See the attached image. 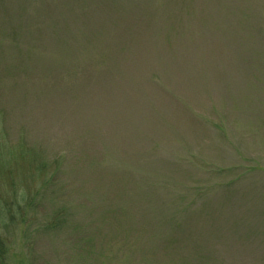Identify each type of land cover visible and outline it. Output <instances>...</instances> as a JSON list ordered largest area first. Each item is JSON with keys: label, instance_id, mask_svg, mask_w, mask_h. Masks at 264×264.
I'll list each match as a JSON object with an SVG mask.
<instances>
[{"label": "rangeland", "instance_id": "rangeland-1", "mask_svg": "<svg viewBox=\"0 0 264 264\" xmlns=\"http://www.w3.org/2000/svg\"><path fill=\"white\" fill-rule=\"evenodd\" d=\"M71 1L0 0V10L8 9V15L0 18V41L6 42L0 45L5 47L0 49V55L8 58L4 59L8 63L0 64V142L10 149L15 146L21 147L19 144L33 147L35 152L33 158L36 162L34 166L38 169L42 167L43 181L46 180L41 184L40 182L34 184L32 181L20 183L18 186L14 184V188L28 193V188L33 185V192L31 205L23 203L25 207L21 210L19 219L4 226L3 232L9 247V263L264 264V152L258 156L254 155L253 160L256 159L254 164L251 161L252 157L248 158L250 161L245 159L243 153L238 150L241 138L238 134L230 137L228 145L212 146L215 150L212 152L207 147L215 133L208 135L202 130L197 131L194 125L198 124L191 116L186 117L182 110L183 107L194 114L211 117L215 105L220 108L219 104L227 95L235 93L241 96L244 92V74L233 62L238 58L235 56L237 50L243 48L245 54L249 53L248 43L226 39L235 34L233 27H229L228 19L223 18L227 20L225 25L214 21L219 18L220 5L231 0H129L128 5L136 3L135 13L132 11L130 14H124L120 18L122 20L120 27H116L113 32L115 40L118 37L117 33L125 30V25L144 23L141 26L145 27V35L142 31L143 39L148 41V44H143L147 50L142 54L146 55L145 58L141 59L144 69H151L149 72L156 73L160 68L159 62H171L174 58L179 67L190 68L192 75H187V79L179 86H175L183 94L181 111L177 110L176 115L171 116L185 139L182 151L184 154L197 151L202 155V159L207 160L214 168L228 167L227 171L231 170V173L235 172L236 168L238 170V167L245 166L247 161L251 165L248 167L246 165L245 170L248 171V168L251 169L254 165L258 168L246 176H244L246 173H243L244 177L236 183L234 192L229 189L225 191L219 186V183L230 180V176L225 180L223 177H219L218 180L214 178L213 190L215 193L219 191V195L217 201L211 205V211L217 222L211 224L206 222L205 225L199 223L196 231H193L192 223L179 231L174 230L176 220H180L178 210L182 209H177L176 204L174 207L172 200L180 198L157 200L154 197H145V201H141V198L133 194L131 186L127 190L123 183L116 182L115 188L111 189L116 175L102 179L92 169L82 167L78 169L83 161H89L91 157L97 155L101 156L102 152L109 150L121 158L122 164L119 163V170H122L121 179L127 178V174L130 173L141 175L145 173L141 165L144 155L145 158H149L150 153L157 150L155 144L159 139H147L152 142L150 146L154 145L149 152L144 149L138 151L137 147H141L143 141L137 146L140 139L133 138L136 137V131L130 122L111 123L108 120L107 124L103 123L107 109L103 102L105 100L102 99L105 87L103 78L109 77L108 75L87 77L77 87H70L69 81L75 77L71 70L59 74L56 73L58 71L56 67L48 68L43 65L42 71L50 70L43 78L39 67L36 66L34 69V65L28 61L30 56L45 55L47 58L59 53L58 45L65 42L58 38L53 42L50 31L52 26L58 29L60 26H66L65 17H71L69 10ZM256 1L264 3V0ZM174 5L196 7L203 15L215 8L214 18L212 16L210 19L200 21L202 28L211 33L208 38L205 35L201 36L206 41L193 36L189 31L185 32L180 27L174 26L175 32L174 30L169 32L168 28L173 26L166 28L164 14ZM110 9L113 11L107 14L106 10L97 17L98 20H112L110 15L116 10ZM139 12L141 14L135 16ZM235 12L234 8L231 13ZM142 13L148 18L141 17ZM114 18L116 15H113V20ZM259 21L264 24V17ZM39 25L46 36H38L36 28ZM99 25L104 26L102 22ZM252 25H256L257 31L256 42H253V48H250L254 55L264 52V36L259 23L253 22ZM105 33L103 30L88 32L84 39L76 37V42L72 43L91 47L90 52L85 55L94 56L100 54L103 46H109L110 42L103 36ZM170 33L175 34L179 40H175L177 47L175 52L167 44L174 40ZM60 37L71 43V36L60 34ZM130 39L135 41L136 37L132 34L126 38ZM127 42L129 41L119 43V46H128ZM30 46H36L35 54L28 50ZM47 46H54L48 55L45 49ZM220 47L226 50V54ZM7 64L8 68L5 66ZM199 65L210 74L207 81L199 77L197 70ZM253 72L251 77L255 78L254 80L258 78L264 80L263 72ZM203 84H206L205 89L201 86ZM261 87L264 91V84ZM222 96L224 98L221 100ZM80 100H84L83 104L78 102ZM228 102L229 105L233 103L231 100ZM169 105L177 109L174 103ZM218 123L219 126L223 124L220 121ZM212 131L215 132L213 127ZM149 137L152 138V135ZM179 142L177 140L176 143ZM217 147L223 149L222 155L220 154L222 150L218 151ZM168 148L173 156L178 151L171 145ZM188 148L190 151H187ZM60 153L68 155L67 165L72 168L75 165L74 172L71 177L68 174V180L64 184L46 188L47 178L50 177L49 165L58 160ZM171 169H175V166L173 168L169 166L164 171ZM172 170L169 172L170 176L175 173ZM148 172L147 174L152 173ZM176 173H178L175 176L176 186L182 184L177 187L178 189L190 184L192 178L187 173L183 176L179 174L184 172ZM4 176L0 177V185H4L3 195L12 196L8 187L11 181L7 183V175ZM132 183L134 184L133 181ZM188 198L191 199L190 196ZM244 199L251 207L243 202ZM241 203L244 204L239 208ZM208 215L207 210L201 217V222H205ZM55 219L62 224L53 229L47 227Z\"/></svg>", "mask_w": 264, "mask_h": 264}, {"label": "trees", "instance_id": "trees-1", "mask_svg": "<svg viewBox=\"0 0 264 264\" xmlns=\"http://www.w3.org/2000/svg\"><path fill=\"white\" fill-rule=\"evenodd\" d=\"M128 2L130 1L72 0L69 6L71 17H65L66 26H60L59 29L52 26L50 31V38H52L53 42H56L57 38L65 42V44L58 45L57 49L59 53L47 56V58L45 55L36 57L30 56L28 61L34 65V69L37 66L41 70L43 65L48 68L56 67L55 69L58 70L56 73L59 74L71 70V74L75 77H72L69 81L70 87H77L85 81L87 77L97 78L105 74L109 76L103 78L105 87L103 88L102 99L105 100L103 102L107 107L105 111L106 117L103 119V123L107 124L108 120L111 123L130 122L133 129L136 131V137L134 136L133 138L136 140L140 139L137 142V146L143 141V145L137 147V150L140 151L144 149L149 152L154 145L152 144L150 146L152 142L150 143L147 139H159L155 144L157 150H155L154 153H150L151 156L149 158H145L144 155L141 165L143 172L146 174L134 175V173H130L127 174V178L121 179L120 174L122 170H119V163L122 164L121 158L117 157L115 152H110L109 150L105 153L102 152L101 156L97 155L96 157H91L89 161H83L81 166H78V169H81V167L88 168L87 170L92 169V171L94 170L96 175L102 179H108V177L110 178L116 175L114 177L115 181L111 184V189L115 188L114 185L116 182L123 183L127 190L131 186V191H133V194H135L137 198H141V201H145V197H154V199L157 200L159 198H180L172 200V202H174V207L176 204L177 209H182L178 210V218L180 220H176L174 230L179 231L187 224L192 223L193 231H196L199 223H204L205 225L206 222L209 224L217 222L213 211H211V205L217 201V196L219 195V191L215 193V190H213L215 189V184L213 182L214 178L218 180L219 177H223L225 180L230 176V180L219 183V186L225 191L229 189V191L234 192L233 189H235L236 183L239 182L242 177L252 171L258 170L255 165L251 166V169L248 168V171L245 170L246 165V167L251 165L248 162L250 161L248 158L252 157L251 161L254 164L256 161V159L253 160L254 155L258 156L260 153L264 152V91L261 87L264 84V80L261 78L254 80L255 78L251 77V75L254 74L253 71L264 73V70L261 72V70L264 69V52L255 53L253 55V51L250 49L253 48L252 43L256 42L257 31H255L256 25H252L253 22L259 23L264 33V24L259 21L261 17H264V3L262 1L257 3L256 0L225 1L224 4L220 5V11L218 12L219 18L214 20L217 24L221 22L223 25H225L227 21L223 20V18L229 20V27H233L235 34L231 38L226 39L240 40L248 43L247 50L249 53L247 54L246 52L245 54L242 50L243 48L237 50L235 56L238 58L233 62L242 70L245 77V89L241 96H237L235 93L227 95L224 101L219 104L221 105L220 108L217 104L215 105L213 116L211 117L194 114L182 107L185 116H191L194 122L198 124L194 125L197 131L202 130V132H207L208 135H211V133L213 135L215 133V137L213 139L210 138L212 142L209 143L207 147V149L212 152L215 151L212 146L216 147L221 145L222 147L228 145L230 144L231 136L233 137L235 134L241 136L238 143V150L243 153L242 155L245 156V159H248V161L245 166H241L243 168L238 167V170L236 168L235 172L231 173V170L227 171V169H229L228 167L214 168L207 160H203L202 155L195 150V153L197 152L196 154H184V152H182L184 151L185 139L182 137L180 128L175 125L176 123L173 122L171 116H175L177 110L181 111V101H183L181 98L183 94L180 92L179 88H175V86H179L183 80L187 79V75H192L190 68L179 67L174 58L171 62H159L160 68L156 73L149 72L151 69H144L141 59L145 58L146 55L142 54L147 52V50L143 47V44H148V41L145 38L143 39L145 27L141 26L144 25V23L137 22L131 26L125 25V30L117 33V39L113 40L115 28H119L122 23L120 18L124 14H130L135 10L136 3L135 5H128ZM110 8L116 10L113 14L116 15V18L113 20V15H110L112 20H98L99 18L97 17L106 10L107 14L112 12L113 10ZM234 8L236 9L235 14L231 13ZM214 9H211L212 12L203 15L201 10L196 7L174 5V7L168 8V12L164 14L166 28L172 25L173 27L168 28L169 32L176 29L175 27H180L185 32H191L193 36L201 37L205 35L206 38H208L211 33H208L206 29L202 28L200 21L201 19H210L212 16L214 18ZM3 11L0 10V18H4L8 15V9ZM140 14L141 12L135 14V16H139ZM141 17L147 16L142 13ZM47 21L49 20L47 19ZM97 22L98 24H96ZM100 22H102L104 26L101 27L99 25ZM40 27L39 25V27L36 28L37 33H39L38 36H46L47 34L43 32ZM99 30H103V33L108 31L103 36L110 42L108 43L109 46H103L100 54L91 55L89 57V55H85V53H89L91 47L72 43L76 40V37L84 39L88 32L92 33L93 31L97 32ZM263 33L262 35L264 36ZM60 34L62 36H71V43L61 38ZM132 34L136 37V40H126V38ZM4 36H6V34H4ZM13 36L18 37V35ZM103 36L101 38H103ZM172 38L174 40H170V44H167L168 47L175 52L174 50H177L175 42L178 38L175 34H172ZM202 40L206 41L204 38H202ZM124 41H129L126 43L128 46H119V43H123ZM5 43L6 42L0 41V45ZM86 43H88V41H86ZM173 46L175 47L173 48ZM53 47L54 46H47L45 48L47 49V55L53 50ZM4 48V45L0 46V49ZM36 49V46H30L28 48V50L30 52L33 51V53ZM220 49L226 54V50L223 47H220ZM229 51L232 52L230 48ZM138 52L139 54H137ZM4 59L8 58L0 55V64L8 63V61ZM5 66L7 67L8 64ZM197 70L200 78L205 81L209 79L210 74L206 73L201 65H199V68L197 67ZM47 73H50V70H44L40 75L44 78ZM201 86L204 89L206 88V84ZM201 86H199L200 89H202ZM223 98L222 96L221 100ZM228 100H231L233 103L229 105ZM83 101L84 100H80L78 102L83 104ZM169 103H174L177 109L170 106ZM219 121L223 122L220 126L218 123ZM212 127L215 129V132L212 131ZM150 135H152V138L149 137ZM154 136L155 138H153ZM177 140L180 142L176 143ZM169 145L174 146V149L178 150L176 154L174 153V156L168 148ZM19 146L21 147L17 148L15 146L13 149H10L6 148L3 142H0V177H5L4 174L7 175L6 182L9 183V181H11L8 187L12 194V196L9 195L5 197L2 191L4 185H0V264H10L8 257V241L3 232L4 226L19 219L20 212L25 207L22 205L23 203L30 206L32 202L31 195L33 192V185L28 188V193L27 191L25 192V190L14 188V184L18 186L20 183L23 184L29 181L35 182L34 184L39 182L41 184L46 181H43L42 167L38 169L34 166V163H36L33 158V153H35L34 148L29 145H27V147L23 144H19ZM221 147H217V150H222L220 152L222 155L223 149ZM188 150L190 151V148H188L187 151ZM58 155V160H55L54 163L49 165L48 171H50L49 173L47 171V173L50 177L47 178L48 184L45 185L46 188L64 184L68 180V174H70L69 176L71 177L74 172L75 165L73 168L67 165L69 163V161H67L68 155L61 153ZM169 166L171 168L175 166V169H171L175 172L172 176L169 175L171 170L164 171ZM148 171H152V173L147 174ZM176 171L184 172L183 174H179L181 176L187 173L192 178L190 184L187 183L188 186L183 189L177 188L182 184L176 186L177 182L175 176L178 174ZM240 171L243 172L241 173ZM243 173L246 174L243 176ZM172 183H174V185H172ZM37 189H39V187H37ZM13 193H15V197H13ZM188 196H190L191 199H189ZM245 201L246 199H244L243 202L246 203L248 207H251V204ZM244 203H241L239 208H242ZM232 208L233 207H231V209ZM207 210L209 211L208 218L205 222H201V217L204 216ZM182 214H184V216ZM60 224H62L61 221H56L55 219V221L52 220L47 227L53 229L54 227H59ZM212 226L214 227L215 225ZM215 229L216 227L213 233H215Z\"/></svg>", "mask_w": 264, "mask_h": 264}]
</instances>
